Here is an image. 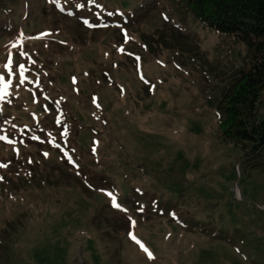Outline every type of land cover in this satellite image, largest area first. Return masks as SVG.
<instances>
[{"label":"rangeland","instance_id":"obj_1","mask_svg":"<svg viewBox=\"0 0 264 264\" xmlns=\"http://www.w3.org/2000/svg\"><path fill=\"white\" fill-rule=\"evenodd\" d=\"M245 53L171 0H0V264H264L216 110Z\"/></svg>","mask_w":264,"mask_h":264},{"label":"trees","instance_id":"obj_2","mask_svg":"<svg viewBox=\"0 0 264 264\" xmlns=\"http://www.w3.org/2000/svg\"><path fill=\"white\" fill-rule=\"evenodd\" d=\"M171 1L201 26L245 47L244 66L216 104L219 138L241 151L244 169H264V118L257 119L264 95V0Z\"/></svg>","mask_w":264,"mask_h":264},{"label":"snow or ice","instance_id":"obj_3","mask_svg":"<svg viewBox=\"0 0 264 264\" xmlns=\"http://www.w3.org/2000/svg\"><path fill=\"white\" fill-rule=\"evenodd\" d=\"M48 35H51V34L50 33H42L41 34V36H48ZM125 38L127 39V33H125ZM13 46H15V45H13ZM119 50L121 52L124 51L123 48H120ZM137 59H139V58L137 57ZM11 64H12V61H11V59H9L8 64L6 65L9 68V71H11ZM20 69H21L20 84H23L25 82V79H26V77L24 76V71H23L24 65H20ZM3 79H4L3 77H0V82H3ZM8 87H9L8 83H4L3 84L4 90H6ZM0 99H3V93L2 92H0ZM33 139H38V138L37 137H33ZM45 155H47V153H45ZM65 155H67V153H65ZM29 162H31V161H29ZM69 162H71V157L70 156H69ZM0 167H7V165L0 164ZM0 179H2V177H0ZM113 206L117 207V208L120 207V205L117 204L115 200H113ZM125 211H127V210H125ZM138 211L142 212L143 211L142 207L139 208ZM131 223L134 225L136 222L134 220H132ZM132 238L135 239V236H132ZM149 256H150V258H152L150 253H149Z\"/></svg>","mask_w":264,"mask_h":264}]
</instances>
